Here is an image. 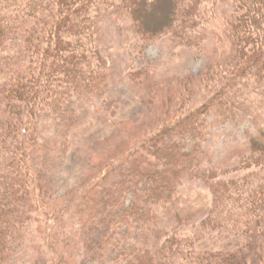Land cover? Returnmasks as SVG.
<instances>
[{
    "label": "rangeland",
    "instance_id": "obj_1",
    "mask_svg": "<svg viewBox=\"0 0 264 264\" xmlns=\"http://www.w3.org/2000/svg\"><path fill=\"white\" fill-rule=\"evenodd\" d=\"M48 1L52 4L47 8H36L28 0L23 7L29 15L22 10L25 20L0 46V171L8 181L0 185V201L5 202L18 187L8 176L20 174L25 187L16 207L21 215L16 225H8L15 235L8 244L11 257L6 264H141L142 260L162 264L164 254L156 256L158 263H150L152 251L135 250L131 241L125 247L109 245L105 257L89 258L100 244L91 247L90 234L99 231L90 226L92 202L87 194L112 169L118 168L119 178L143 154L157 159L148 152L152 143L197 113L202 116V131L194 135L189 130L173 138L189 151L201 143L198 156L203 159L196 174L185 173L176 190L177 204L159 209L167 227L160 232V244L170 243L166 253L171 257L164 260L168 264H264V203L249 204L264 196V160H242L252 151L253 137L264 135V77L250 80L238 74L250 48L240 30L260 32L252 29L254 22L263 23L261 1L255 0L258 11L247 14L242 8L250 10L252 0L251 4L206 0L195 26L182 17L175 28L151 38L139 31L122 0L111 5L94 0L96 26L78 23L73 30L86 28L87 35L68 32L64 44L79 50L77 64H85V74L89 61H95L91 71H96L101 62L98 56L102 57L104 67L99 70L109 72L110 83L101 90L78 83L71 75L72 71L80 73L82 67L72 64L75 69L61 79L63 103L55 102L58 83L54 84L53 74L50 81L53 67L44 60V47L39 52L34 45L28 48L30 30H39L36 42H40L56 19L60 22L61 11L56 8L61 0ZM162 3L148 2L147 10L155 13ZM252 14L256 17L251 18ZM154 15L148 20L151 26L159 22L158 14ZM60 26L66 30L63 23ZM246 26L250 30H244ZM30 54L42 57L37 55L34 63ZM31 64L40 65L44 78L42 93L30 107L21 87H16L36 71ZM228 83L238 85L221 94ZM224 96L229 104L221 102ZM12 144L20 162L9 160ZM219 181L232 183L231 204L212 221L213 187ZM132 197L130 193L129 202ZM177 208L191 215V220L178 223ZM137 219L134 215L132 222ZM126 228L133 229L132 233L136 230L132 224ZM124 229L117 226L111 240H122Z\"/></svg>",
    "mask_w": 264,
    "mask_h": 264
},
{
    "label": "trees",
    "instance_id": "obj_2",
    "mask_svg": "<svg viewBox=\"0 0 264 264\" xmlns=\"http://www.w3.org/2000/svg\"><path fill=\"white\" fill-rule=\"evenodd\" d=\"M27 1L28 0H0V46H3L4 43L7 42V39L9 38L12 30H14L20 23H22L23 20H25L22 10H26L23 6L25 3H27ZM101 1L105 2V4L107 3L110 5L114 2L117 3V0ZM154 1L159 0H122L121 2L122 6L127 8L135 18L136 25L139 31L150 36L151 38L175 28L182 17H184L185 22H190V24L194 22L193 25L195 26L197 24L196 19L199 16L198 11L200 10V6L206 0H162V6H160L158 11L155 12L156 14H158L157 16L160 17L159 22L151 26L148 23V20L154 18L155 13L151 9L147 10V3L151 2L152 4V2ZM242 1L249 2L250 4L252 1H254V5H250V10L249 8H242V12L246 10L248 14L249 12L253 13L255 11H258V5L257 7L255 6V0ZM260 1L261 2H258L259 7H263L264 0ZM52 2L58 3L57 0H54ZM93 3H95L94 0L59 1L61 7L57 6L56 9L61 11L59 13V18H61L60 22L61 24L63 23L64 26H66V30H61L59 28L61 27L60 22L59 19H56V23L54 22L55 24L52 25V30L45 32V35L44 33L42 34V36L44 35V39L42 40L43 42H36V37L40 36V32H38L39 30H36L37 28H34V30H30L32 33L28 40V48L32 49V46L34 45L36 50L39 52V48L43 49L42 47H44V54L46 55L44 60H46V62H48L47 60H49V66L53 67L52 71L49 72V75L50 81H52L53 74V76L55 77L54 84L58 83V87L54 96L55 102L57 103L64 102V88H62L61 79L63 81V74L66 76L69 75V69L72 70L78 68V66L82 67V71H80V73L72 71L71 76L72 79L74 77H77L78 83L82 82L84 83L83 85H85L86 82L88 84L87 87L94 85V89L96 87V89L101 90L110 83L109 72H107L106 70L100 72L99 70V67L101 65H104L102 57L98 56V59H101V62L97 63L96 67H98V69H94L96 71H91V67L93 66L95 61L94 63L89 61L90 68L88 67V72L85 74V64H77L79 63L77 61V54L79 53V50L75 48L69 49L64 44L65 39H67L68 32L70 33L73 31H77L80 35H87L88 30H86V28L82 30H73L76 28L78 23L79 25L81 24V26L85 24V27L87 28H92V26L95 25L93 24L96 16L93 15L94 12H92V10L94 9ZM31 4L36 8H47L52 3L48 0H32ZM25 13L26 15H29L27 11H25ZM245 15L246 13L243 14V17H245ZM253 15L254 14L250 15V17H256V15ZM62 16L65 17L62 18ZM254 24L255 27L252 30H260V32L247 31L245 33L243 32V29L240 30L242 31L243 37L246 39L248 48H250L248 54H246V58L242 60V66L239 69L238 74H240V76L249 77L250 80L254 77H261V79L262 77H264V19L262 25H258L256 24V22H254ZM244 30L250 29H248L246 26ZM65 47L68 49H66ZM37 55L38 54L30 56V59L34 63L36 62L35 60L37 59ZM38 57H42V55H38ZM2 60L3 59H0V68L2 66ZM68 64H70V67H68ZM72 64L76 67L73 68ZM31 66L34 67V70L36 66V71H34L32 75H29V78L26 81L18 83L19 88L16 87L17 90H19L21 87L24 101L29 103L28 105L30 107L34 105L33 103L38 100L39 96L42 93L40 82L43 80L42 78H44V72L41 73V67L39 64H31ZM89 73L90 76H88ZM237 85L238 83H228L221 94H225L226 89L231 88V86L233 88ZM53 90L54 89L52 88V91ZM81 91H86V89L83 88L81 89ZM23 97L21 96V99H23ZM224 99L225 96L223 97V101L221 102L224 104H229V101H224ZM214 100L212 103L216 104ZM227 100H230V98H227ZM206 112L207 111H205L204 113ZM201 120L202 116L200 114L198 115L197 113L193 117L191 116L186 120H182L180 122L181 125L176 126L172 129V131L169 130L168 132L166 130V132L163 133L165 134L163 135L164 139L157 138L156 141L153 142L150 146L151 149L148 151L153 155H157V159L154 160L148 157V155L143 154L142 157L138 158L137 162L130 163L128 168H125L126 172L128 171L127 173L123 172L124 174L122 173V175H120L118 178L116 177V175L118 174V168H114L104 177V181H102L101 184L98 183L100 185L94 186L90 190V192H88L87 195L92 202V205L88 208L90 212V220L92 222L90 226L92 230L99 231V233L96 235L90 234V242L92 241L91 247L95 249L97 244H100H98L100 246L98 251L92 249L89 258L92 257L93 259H100L101 257H105L107 254L104 250L105 248L109 247V245L112 249L114 246H118L117 244H122V247H125L126 243H129L127 241H131L132 245L134 244L135 246V250H141L145 252H148L149 250L152 251L151 256L153 255V257L150 258V255H148V261H150V263H158V259H156V256L157 258H160V256L164 254L165 256L161 258L162 261L160 262H162V264H168L167 260L164 259H166V257H171H169V255H167L166 253L170 243L169 241H166L164 245L160 244V232L166 231L167 227H165L163 224L164 219L161 216L159 209L163 205L167 207V205L171 202H173L174 205L177 204L176 202L178 200V195L176 193V190L183 183V177L185 173L189 172L190 174H196V172H198L197 165L198 163H200V161L202 162L203 159V157L200 158L198 156V154H200V151L203 150L201 143L197 144L189 151L186 150V144H180V142H177L178 139L176 140L173 138L176 137L177 134L181 135V133L189 130L192 132L195 131L193 132V134L197 135L202 131L200 127ZM170 133H172V136ZM168 135L172 138L167 139ZM14 146L16 145L12 144L9 148V150L13 151V155H11L10 159H8L13 163H15L17 160L20 162V153L15 150ZM242 160L243 162L264 160V135L253 137L252 151L244 155ZM2 172L3 171L1 170L0 185L3 182L7 181V178H5L6 175H2ZM21 179L22 178L20 177V174H17L16 176L14 175L12 177L8 176V180H10V182L13 184H18V187L14 189L15 191L12 192V194L9 193L10 195H8V198L5 200V202L0 201V264H6L11 257V252L8 248V244L14 242L12 236L15 235V233H12L9 230L8 225L9 223L15 224L18 221L17 217L21 215L20 211L16 210L17 205H20V203L18 202V198L22 199V197H20L21 191H23V189L25 190V187L21 185ZM2 185L4 186V184ZM231 186L232 183L228 181H219L215 183L213 187L215 195L211 208L212 218H209L212 221L218 219L220 217L219 215H221V211L224 212L227 209V206L231 204ZM130 193L133 194L132 198H134L132 199V202H129L127 199ZM5 194L7 195L6 191L5 193H3V196H5ZM252 202L253 203L249 204L253 207H256V205L258 204L261 205L262 203H264V196L262 198L256 197ZM224 206H226V208L221 210V208ZM175 210L177 216L176 221H178V223L189 222V220H191V215H185V213H183L178 208ZM134 215H137L138 219L133 220L134 222H132V218L134 217ZM228 222H230V220H228ZM130 224L136 227V230H134L133 232L135 234L131 232L133 229L130 230L126 228V226ZM117 226L124 227L126 229H124L125 231L122 234L124 236V240L122 238L123 241L120 238V241H116L114 239L111 240V232L114 231L116 233L117 231L115 230V228ZM109 240H111L110 243L108 242ZM6 253H10V256L7 257L5 255ZM121 253L125 254L124 252ZM121 253L120 256L123 257ZM138 253L139 252H137V255ZM141 257L142 255L140 256V258ZM98 262L99 264H104L103 261ZM144 262L147 261L142 260L141 264H145ZM169 264H171V262H169Z\"/></svg>",
    "mask_w": 264,
    "mask_h": 264
}]
</instances>
